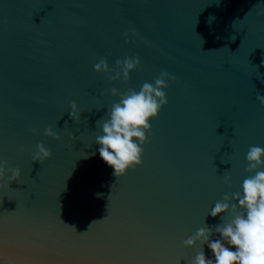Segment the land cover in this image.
I'll return each mask as SVG.
<instances>
[{
	"label": "water",
	"instance_id": "1",
	"mask_svg": "<svg viewBox=\"0 0 264 264\" xmlns=\"http://www.w3.org/2000/svg\"><path fill=\"white\" fill-rule=\"evenodd\" d=\"M137 56L129 81L94 70L101 57L115 69ZM162 71L177 78L168 104L143 165L117 181L95 143L120 99L110 89L139 91ZM256 89L264 95V0H0V161L22 171L0 191L5 264H188L199 246L184 241L221 222L210 209L242 192L246 153L264 148ZM39 143L53 153L42 165Z\"/></svg>",
	"mask_w": 264,
	"mask_h": 264
},
{
	"label": "clouds",
	"instance_id": "2",
	"mask_svg": "<svg viewBox=\"0 0 264 264\" xmlns=\"http://www.w3.org/2000/svg\"><path fill=\"white\" fill-rule=\"evenodd\" d=\"M138 35L139 33L132 29L130 34L125 33V38L129 42H134L131 38ZM115 64L116 68L113 69L108 59L101 57L94 65V70L110 74L113 82L121 78L129 81L131 73L140 66L141 61L138 56L135 59L127 57L117 59ZM176 79L174 75L162 71L154 84L146 81L139 91L128 89L120 92L117 88L110 89L111 94L120 99L107 110V119L101 118L97 121V124L103 121L101 125L103 134L96 136L95 143L100 146V157L114 169L113 175L117 181L130 169L143 165L142 145L148 143V134L152 131L151 121L158 118L168 104L167 93L164 91L169 86L167 81ZM256 96L260 103L264 104V95L257 89ZM80 114L81 109L77 103L71 102L70 118L79 124ZM30 131L36 133L35 129ZM44 134L57 141L61 140L52 126H48ZM72 136L76 138L73 134ZM52 156V151L43 143H39L37 151L33 153L32 162H39L42 165ZM246 159L248 161L246 171L249 175L243 180L242 192L225 194L208 213L213 218L220 217L221 222L212 226L204 222V227L198 228L195 234L184 241L186 248L199 246L188 264H264V170H261L264 169V148L250 146ZM21 177L20 168H9L7 161H0V181L4 182L0 184V191L10 188L9 185L19 181ZM224 182L231 187L230 176H224ZM69 227L75 229L74 226ZM214 233L218 234L217 238H213ZM205 246L211 250L213 258L206 256ZM5 260L4 254L0 253V264H5Z\"/></svg>",
	"mask_w": 264,
	"mask_h": 264
},
{
	"label": "snow or ice",
	"instance_id": "3",
	"mask_svg": "<svg viewBox=\"0 0 264 264\" xmlns=\"http://www.w3.org/2000/svg\"><path fill=\"white\" fill-rule=\"evenodd\" d=\"M0 253H3V251H0Z\"/></svg>",
	"mask_w": 264,
	"mask_h": 264
}]
</instances>
